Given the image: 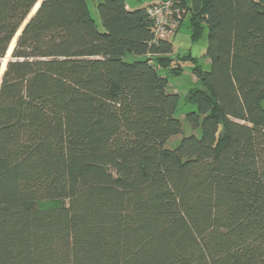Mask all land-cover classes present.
<instances>
[{
	"label": "trees",
	"instance_id": "16d2710c",
	"mask_svg": "<svg viewBox=\"0 0 264 264\" xmlns=\"http://www.w3.org/2000/svg\"><path fill=\"white\" fill-rule=\"evenodd\" d=\"M87 1L0 0V264H264V0H174L210 69L173 149L168 37Z\"/></svg>",
	"mask_w": 264,
	"mask_h": 264
},
{
	"label": "rangeland",
	"instance_id": "374dc122",
	"mask_svg": "<svg viewBox=\"0 0 264 264\" xmlns=\"http://www.w3.org/2000/svg\"><path fill=\"white\" fill-rule=\"evenodd\" d=\"M125 1L130 7H140L155 0ZM100 2L101 0L87 1L90 15L95 20L98 31L102 32L103 28L97 12V5ZM168 42L172 44L173 48L172 53L167 56L170 60L168 69L169 71H174V73L167 74L163 72L162 76L167 78L166 92L176 93L180 97V102L175 116L182 124V133L170 138L164 145L165 149H173L183 137L190 135L198 137L200 135L199 130H192L185 121V115L195 110L193 106H190L185 102V97L190 89L201 87L200 80L193 73L194 69L198 68L204 72L209 71L210 63L209 59L205 55L207 47L206 32H204L203 36L198 41L192 43L187 29V20L184 21L183 26L177 34L168 37ZM8 59L9 55L2 61V66L5 65ZM137 59L139 58L132 54H126L124 57L126 62H133Z\"/></svg>",
	"mask_w": 264,
	"mask_h": 264
},
{
	"label": "built area",
	"instance_id": "2783aa9c",
	"mask_svg": "<svg viewBox=\"0 0 264 264\" xmlns=\"http://www.w3.org/2000/svg\"><path fill=\"white\" fill-rule=\"evenodd\" d=\"M174 0H158L147 8V14L152 20L154 39H164L172 26Z\"/></svg>",
	"mask_w": 264,
	"mask_h": 264
},
{
	"label": "crops",
	"instance_id": "0c3cea01",
	"mask_svg": "<svg viewBox=\"0 0 264 264\" xmlns=\"http://www.w3.org/2000/svg\"><path fill=\"white\" fill-rule=\"evenodd\" d=\"M156 1H158V0L149 2L148 4L143 5V6H140V7H130L129 5H127V3H126V5H127V9H129V10H135V9H139V8L149 7L151 4L155 3ZM178 28H179L178 25H176V24L172 25L170 27V29L168 30L167 37H170V36H172L174 34H177L179 32V30H180V29L178 30ZM173 29H175V30H173Z\"/></svg>",
	"mask_w": 264,
	"mask_h": 264
},
{
	"label": "water",
	"instance_id": "95a60500",
	"mask_svg": "<svg viewBox=\"0 0 264 264\" xmlns=\"http://www.w3.org/2000/svg\"><path fill=\"white\" fill-rule=\"evenodd\" d=\"M38 7H39V4H38L37 8H38ZM37 8L34 10L33 14H34L35 11L37 10ZM33 14H31V15H33ZM30 17H31V16H29V18L26 20V23H27V21L30 19ZM18 35H19V33H18ZM259 107H260L261 111L264 113V100H262V101L260 102Z\"/></svg>",
	"mask_w": 264,
	"mask_h": 264
},
{
	"label": "bare ground",
	"instance_id": "6f19581e",
	"mask_svg": "<svg viewBox=\"0 0 264 264\" xmlns=\"http://www.w3.org/2000/svg\"><path fill=\"white\" fill-rule=\"evenodd\" d=\"M10 53H11V51H10Z\"/></svg>",
	"mask_w": 264,
	"mask_h": 264
}]
</instances>
